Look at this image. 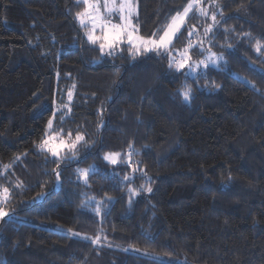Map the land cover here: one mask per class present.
<instances>
[{
	"label": "trees",
	"instance_id": "16d2710c",
	"mask_svg": "<svg viewBox=\"0 0 264 264\" xmlns=\"http://www.w3.org/2000/svg\"><path fill=\"white\" fill-rule=\"evenodd\" d=\"M134 1L142 37L190 2ZM81 10L0 0V264H264V0H199L170 50L105 59ZM49 121L84 139L53 157Z\"/></svg>",
	"mask_w": 264,
	"mask_h": 264
},
{
	"label": "snow or ice",
	"instance_id": "6c2138e0",
	"mask_svg": "<svg viewBox=\"0 0 264 264\" xmlns=\"http://www.w3.org/2000/svg\"><path fill=\"white\" fill-rule=\"evenodd\" d=\"M194 4L198 5L199 0H190L187 6L183 9V13L177 12L165 26L162 34L157 36L153 33L151 38H145L138 34V28L133 25L132 17L135 14L136 6L134 0H77V6L82 10L76 13V18L82 27L87 29V39L92 44H98L100 52L103 54L105 51L111 55L117 50L118 46L127 43L128 52L130 55H140L150 51H156L160 53L161 50L168 51L172 45V41L176 36V33L181 29L185 23V19L188 17L190 10L193 9ZM201 15H206V10H200ZM117 15L119 22H113V16ZM213 21L216 20L215 14L211 16ZM211 31V29H208ZM191 35V32L189 33ZM255 50L259 54L261 49L264 48V43L257 40L255 43ZM218 57L210 56L207 61H199L197 65H188V60L184 57L177 61L174 58L169 59V67H175L177 71H181L186 65L192 71H195L196 67L202 64L204 67L208 66V63H214ZM185 101L191 98V88L186 87L182 92ZM69 99H71V93H69ZM49 128H52V121H49ZM69 135V141H57L55 146H50L51 141L45 139L41 143V150L49 152L53 157L59 158V150L65 149L72 151L76 148V144L82 141L83 136L77 135L75 141L71 140V133ZM55 140V135L52 136ZM131 155V154H130ZM119 154H106L105 159L111 163H117ZM59 175V174H57ZM82 175H87V170H82ZM127 179V177H126ZM131 191V190H130ZM147 191L151 192V187L147 188ZM6 194L8 189H3ZM7 195L0 197V204L6 203ZM97 214L100 209L97 207ZM8 215V212L0 207V218ZM75 235V234H74ZM98 240V238H97ZM97 241L94 240L93 243Z\"/></svg>",
	"mask_w": 264,
	"mask_h": 264
},
{
	"label": "rangeland",
	"instance_id": "374dc122",
	"mask_svg": "<svg viewBox=\"0 0 264 264\" xmlns=\"http://www.w3.org/2000/svg\"><path fill=\"white\" fill-rule=\"evenodd\" d=\"M118 2H119V0H118ZM134 3H135V1H134ZM135 6H136V3H135ZM187 6V5H186ZM185 6V7H186ZM184 7V8H185ZM183 8V9H184ZM183 9L180 11V13H183ZM75 20H76V22H77V24L81 27V28H84V32H85V37L87 38V35H86V31H87V29L85 28V27H82L81 25H80V23H79V21L77 20V18L75 17ZM113 22H119V18H118V16L117 15H114L113 16ZM132 23H133V25L134 26H136V10H135V14H134V16L132 17ZM152 36H150V37H145V38H151ZM88 40V39H87ZM124 47H129L128 46V44L127 43H124V44H122V45H120V46H118V48H117V50L116 51H114L111 55H109L108 53H107V51H105V53H101L102 54V57L105 59V58H109V57H111V56H114V55H117L118 53H120L121 52V49L122 48H124ZM215 57H218V59L214 62V63H208V65H213V64H215L217 61H219V60H221V56L220 55H214ZM208 59V58H207ZM207 59H205V60H201V61H207ZM198 62L199 61H197V62H192V66H195V65H197L198 64ZM204 66L202 65V64H200L198 67H196V69L195 70H201L202 68H203ZM191 73H193L194 71H192L191 69L189 70ZM53 124H52V128H49V130L51 129V133H50V136H49V138H48V140H50L51 141V144H50V146H55L56 145V142L57 141H61L60 139H59V137H58V135L56 134V133H53L52 132V130H53ZM53 135H55V140H53L52 139V136ZM62 141H64L65 143H67L68 141H66V140H62ZM75 141V140H74ZM65 151V149H60L59 150V154L60 153H62V152H64ZM106 156V155H105ZM105 156H104V158H105ZM81 180H83L84 181V175H82L81 174V178H80ZM87 201H91V200H88L87 199ZM168 262V261H167ZM170 263H172V264H188L185 260H180V259H178V260H176V261H171Z\"/></svg>",
	"mask_w": 264,
	"mask_h": 264
}]
</instances>
